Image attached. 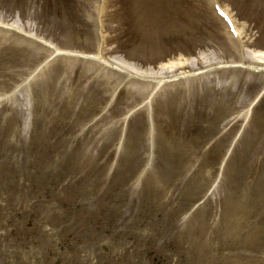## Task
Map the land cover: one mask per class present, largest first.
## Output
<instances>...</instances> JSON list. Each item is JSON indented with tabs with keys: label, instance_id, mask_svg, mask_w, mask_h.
<instances>
[{
	"label": "rangeland",
	"instance_id": "obj_1",
	"mask_svg": "<svg viewBox=\"0 0 264 264\" xmlns=\"http://www.w3.org/2000/svg\"><path fill=\"white\" fill-rule=\"evenodd\" d=\"M251 51L264 0H0V264H264Z\"/></svg>",
	"mask_w": 264,
	"mask_h": 264
},
{
	"label": "bare ground",
	"instance_id": "obj_2",
	"mask_svg": "<svg viewBox=\"0 0 264 264\" xmlns=\"http://www.w3.org/2000/svg\"><path fill=\"white\" fill-rule=\"evenodd\" d=\"M57 51L55 50V54L57 53ZM56 55H58V53ZM245 58H247L251 62L256 63V65L255 64L254 65H255V68H257V69H260L261 68L258 65H261L262 67L264 65V51H262V52L261 51H253V52L251 51V52H248L247 55L245 56ZM191 59H185V60H189V61L191 60L192 67H195L197 61H194V58H191ZM179 63H180V60H178V61H172L170 63H167V64L163 65L160 68V70L163 72L164 70L170 69L173 65L179 64ZM169 64H170L171 67L168 66Z\"/></svg>",
	"mask_w": 264,
	"mask_h": 264
}]
</instances>
